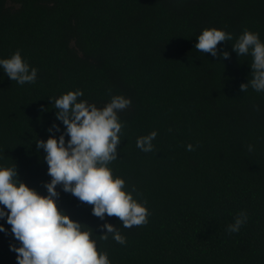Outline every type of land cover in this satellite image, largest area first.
<instances>
[{"label": "trees", "instance_id": "obj_1", "mask_svg": "<svg viewBox=\"0 0 264 264\" xmlns=\"http://www.w3.org/2000/svg\"><path fill=\"white\" fill-rule=\"evenodd\" d=\"M213 27L233 35L218 45L226 60L195 49ZM245 29L264 41V0H0V58L20 50L38 69L24 85L0 69V164L46 195L51 177L35 143L54 122L64 130L54 99L79 89L103 108L123 95L131 105L118 114L110 167L147 201L148 223L101 220L61 186L58 206L96 235L116 226L126 244L95 237L111 264H264V92L240 91L252 58L231 45ZM152 131L146 153L136 141ZM241 211L247 222L229 233ZM0 223L9 230L0 232V264H17L9 245L19 242Z\"/></svg>", "mask_w": 264, "mask_h": 264}, {"label": "clouds", "instance_id": "obj_2", "mask_svg": "<svg viewBox=\"0 0 264 264\" xmlns=\"http://www.w3.org/2000/svg\"><path fill=\"white\" fill-rule=\"evenodd\" d=\"M233 35L222 29L206 28L197 38L195 49L222 60L230 57L221 51V42L232 41ZM232 45L240 56H251V79L240 85L246 93L249 86L264 92V41L259 33L245 29ZM0 69L19 85L35 83L38 69L31 67L20 50L9 58H0ZM82 90L68 91L55 98L56 120L48 129L47 140L38 139L37 151L43 150L48 165L49 182L44 183L47 194L30 187L19 178L16 165L0 164V220L11 226L15 241L9 250L17 254V264H111L107 252L98 251V240H107L109 234L117 243H127L126 237L112 223L100 225L103 235L85 223L74 220L58 206L60 191L70 193L79 201L92 205V214L101 220L118 217L125 228L148 223L147 201L141 203L126 187L122 177L115 176L110 167L118 156L123 123L119 112L131 105L123 95H115L103 108L81 100ZM56 132L61 134L57 137ZM157 131L137 138L136 146L144 152L154 149ZM189 151L193 146H187ZM251 150V146H250ZM248 220L241 211L229 224L228 232H239ZM0 223V232L8 233Z\"/></svg>", "mask_w": 264, "mask_h": 264}]
</instances>
